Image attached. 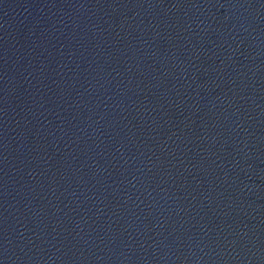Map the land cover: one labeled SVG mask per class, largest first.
Instances as JSON below:
<instances>
[{
  "label": "water",
  "instance_id": "1",
  "mask_svg": "<svg viewBox=\"0 0 264 264\" xmlns=\"http://www.w3.org/2000/svg\"><path fill=\"white\" fill-rule=\"evenodd\" d=\"M0 264H264V0H0Z\"/></svg>",
  "mask_w": 264,
  "mask_h": 264
}]
</instances>
